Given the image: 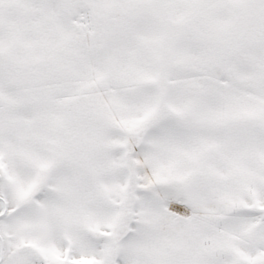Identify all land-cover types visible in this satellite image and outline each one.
I'll return each instance as SVG.
<instances>
[{"label": "snow or ice", "instance_id": "6c2138e0", "mask_svg": "<svg viewBox=\"0 0 264 264\" xmlns=\"http://www.w3.org/2000/svg\"><path fill=\"white\" fill-rule=\"evenodd\" d=\"M0 264H264V0H0Z\"/></svg>", "mask_w": 264, "mask_h": 264}]
</instances>
